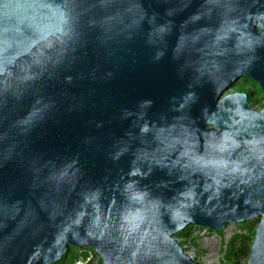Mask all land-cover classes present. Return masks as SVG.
I'll return each instance as SVG.
<instances>
[{"label":"water","instance_id":"water-1","mask_svg":"<svg viewBox=\"0 0 264 264\" xmlns=\"http://www.w3.org/2000/svg\"><path fill=\"white\" fill-rule=\"evenodd\" d=\"M244 76L264 90V0H0V264H201L179 232L256 219L264 264Z\"/></svg>","mask_w":264,"mask_h":264},{"label":"rangeland","instance_id":"rangeland-1","mask_svg":"<svg viewBox=\"0 0 264 264\" xmlns=\"http://www.w3.org/2000/svg\"><path fill=\"white\" fill-rule=\"evenodd\" d=\"M255 106L263 108L264 101ZM259 226V219L234 223L220 231L194 225L185 237H178V240L187 253L201 264H248ZM85 249L91 250L93 254L92 264H102L101 256L91 247H71L75 259L72 262L70 258L67 264L83 262L80 252Z\"/></svg>","mask_w":264,"mask_h":264},{"label":"flooded vegetation","instance_id":"flooded-vegetation-1","mask_svg":"<svg viewBox=\"0 0 264 264\" xmlns=\"http://www.w3.org/2000/svg\"><path fill=\"white\" fill-rule=\"evenodd\" d=\"M239 92H244L248 95V100L250 105L253 106V108L257 109V110H261L263 108L258 109L257 106L255 105H261V102L264 101V90L262 89L261 85L254 81L252 78H248V77H242L239 80H237L231 89H229L228 91L225 92V95L227 94H234V93H239ZM85 252L88 253V256H85ZM72 251L71 249L68 251V253L60 260L58 261L56 264H67L69 259L73 260L75 259L74 256H72ZM77 255V254H75ZM80 256L83 259V264H92V260L91 257L93 256V254L91 253V250L89 249H85L82 250L80 252ZM102 260V264H103V259L101 257ZM80 264V263H79Z\"/></svg>","mask_w":264,"mask_h":264},{"label":"trees","instance_id":"trees-1","mask_svg":"<svg viewBox=\"0 0 264 264\" xmlns=\"http://www.w3.org/2000/svg\"><path fill=\"white\" fill-rule=\"evenodd\" d=\"M192 226H194V225H190L185 230L179 232L178 235H177V237H181V238L182 237H185L187 235V233H188L189 228H191ZM85 256H88V253L87 252H85Z\"/></svg>","mask_w":264,"mask_h":264}]
</instances>
